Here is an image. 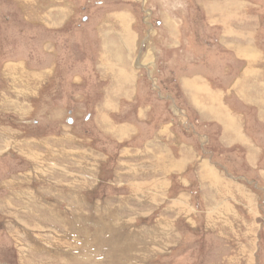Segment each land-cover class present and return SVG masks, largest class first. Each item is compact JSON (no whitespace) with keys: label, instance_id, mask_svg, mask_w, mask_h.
Instances as JSON below:
<instances>
[{"label":"rangeland","instance_id":"374dc122","mask_svg":"<svg viewBox=\"0 0 264 264\" xmlns=\"http://www.w3.org/2000/svg\"><path fill=\"white\" fill-rule=\"evenodd\" d=\"M244 28L264 73V0H0V58L43 74L0 79V264H264V103L221 42Z\"/></svg>","mask_w":264,"mask_h":264},{"label":"crops","instance_id":"0c3cea01","mask_svg":"<svg viewBox=\"0 0 264 264\" xmlns=\"http://www.w3.org/2000/svg\"><path fill=\"white\" fill-rule=\"evenodd\" d=\"M55 12H58L59 13V11H56V10H55ZM49 16L51 18V20H49V23L55 24L56 21L53 20V17L56 18L55 17L56 14L53 13V15L50 14ZM240 25L242 27L243 24H240ZM244 29H245V30H243L244 32H235V33H233V30L231 31V30H228V29L225 32H223V35L225 37L223 39L221 38L222 39L221 42L223 44L222 47L224 49H226V50L234 53L235 56L238 57V59L241 58L240 60L246 61V64L245 65H247V67L242 72L243 73V78L239 82V84H240L238 86L239 87V90H237L238 93L235 92L236 95L237 96H243V98H248V99H251L253 97L254 98H259V100L261 99V101L264 103V101L262 100V99H264V73H263V69H260V68L257 67V63L259 62L258 59L260 58V56L262 54L257 49L258 46H256V44H254L253 36H252V34L250 32L251 29H249V28H244ZM218 43H219V40H218ZM2 59L3 58L1 57L0 58V79L3 82V86H5V87L7 86L5 91H7V92L9 91L10 92V91H12V89H14L15 92H19V94H18L19 96L20 95H23L25 93V91L28 92L29 89H30V87L33 88L35 91H37V87L38 86H33L32 87L29 84H28V86L25 84V77H27L28 79L33 78V80H36L37 78H40L43 75L42 72H41V70L39 72L34 71V70L33 71H29V70L25 69V65H28L27 63L25 64L24 62H21L18 65H13L12 66L8 61H3ZM29 63L30 64L35 63L34 65L37 64L36 61L35 62H32L31 61ZM38 63H40V62H38ZM21 66H24V68H21ZM47 75L52 76L51 75V72H50V74H46V76ZM19 76H21V77H19ZM22 76H23V78H22ZM10 83H12V84L10 85ZM17 87L21 88V90L15 89ZM195 87H197V84L196 83H193V85L186 84L185 89H186V91L189 92V94H190L189 96L190 97H193V98L196 99V95H195L194 92L197 93L198 91L196 90ZM119 90H117V91H119ZM23 91H24V93H23ZM251 91H253L254 96L251 95ZM217 92L218 93L215 92L216 93L215 94L212 91H210V96L211 97H214V96L217 97L219 95L221 96V94H222L221 92L222 91H220V92L217 91ZM29 94L30 93H27V94H25L23 96H25V97L26 96H28V97L29 96H34V97L36 96V95H31V94L29 95ZM212 94H214V95H212ZM5 95L6 94L4 92L0 94V97H1V99L3 101L2 104L4 106H5L4 102L6 100V96ZM177 113H179L178 110H177L176 114ZM212 113H214V112H212ZM215 113L218 114L217 111H215ZM216 118H215V120L218 121V119H219L218 116H216ZM231 118L234 119L233 116L230 117V118H226V117H223L222 118V117H220V119H221L220 125L222 126V129H223L221 137H223L224 140H225V143L224 144L226 146L246 145V147H248V149H247L248 156H250V153L251 152L256 155V153L254 151L257 150L258 147H255V146H252L251 147V144L252 143L249 142L250 140L247 141L246 139H248V138H245V136H244L245 134L248 136V134L246 132L247 129L242 128L240 130V127H233V126L228 125V123H229L228 121ZM218 123H219V121H218ZM236 130H238V133H240V135L243 136L242 139L241 138H236V136L234 135V133H235ZM249 139H251V138L249 137ZM255 145H257V144H255ZM260 148L263 149L262 147H260ZM148 150L149 149H146L145 150V153L141 154L142 157L145 158L147 162L150 160L149 159L150 157H149V154H148V152H149ZM134 156L137 157V159H138V157L139 158H142L138 154H135ZM187 156H188L187 157L188 158V161H191V160L195 159L194 154L191 151H189L187 153ZM187 158H186V161H187ZM168 159H170V158H168ZM180 162L181 161H179V166L178 167H179L180 170H183L182 169V165L180 164ZM145 169L147 171V176H150V174L148 175V166ZM151 172L153 173L154 171L152 170ZM182 172L184 173V171H182ZM152 177H153V175H152ZM151 183H152V185H154L153 180L151 181ZM165 183H166V181H163L162 183H158V184H161L160 186L162 188V192H164L165 189L167 190V192L169 191V186L170 185L169 184L168 185H165ZM257 183L259 184V182H257ZM183 187L185 188V187H187V185H185V183H184L183 184ZM178 195H179L178 197H183L184 198V196H185L184 190H182L181 192H179ZM186 198H184V199L186 200ZM182 202L184 204V201L183 200H182ZM188 202H186V203H188ZM185 207H187V205H185ZM166 208H168V210L171 209V208H174L173 207V203H170L169 205H167ZM185 209H186L185 211L188 210L187 208H185ZM174 217L176 218V220H178L180 218V214L177 213L176 216H174Z\"/></svg>","mask_w":264,"mask_h":264},{"label":"bare ground","instance_id":"6f19581e","mask_svg":"<svg viewBox=\"0 0 264 264\" xmlns=\"http://www.w3.org/2000/svg\"><path fill=\"white\" fill-rule=\"evenodd\" d=\"M68 22V21H67ZM115 88V87H114ZM100 114V113H99ZM106 125V124H105ZM3 133V132H2ZM55 247V246H54Z\"/></svg>","mask_w":264,"mask_h":264}]
</instances>
